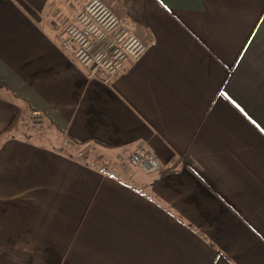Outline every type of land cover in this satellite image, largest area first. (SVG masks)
<instances>
[{"label":"crops","instance_id":"obj_1","mask_svg":"<svg viewBox=\"0 0 264 264\" xmlns=\"http://www.w3.org/2000/svg\"><path fill=\"white\" fill-rule=\"evenodd\" d=\"M90 1L0 0V136L51 134L0 137V264H264V0H102L147 46L110 84L58 39Z\"/></svg>","mask_w":264,"mask_h":264},{"label":"built area","instance_id":"obj_2","mask_svg":"<svg viewBox=\"0 0 264 264\" xmlns=\"http://www.w3.org/2000/svg\"><path fill=\"white\" fill-rule=\"evenodd\" d=\"M58 39L61 49L71 54L77 65L88 70L89 78L106 84H110L127 63L139 60L147 51L145 42L124 26L117 13L102 0L86 4ZM129 162L148 174L161 169L159 160L145 143L130 155Z\"/></svg>","mask_w":264,"mask_h":264},{"label":"rangeland","instance_id":"obj_3","mask_svg":"<svg viewBox=\"0 0 264 264\" xmlns=\"http://www.w3.org/2000/svg\"><path fill=\"white\" fill-rule=\"evenodd\" d=\"M78 0H72V4L75 5ZM23 133L47 136L51 135L47 128V124L44 122L41 115L32 114L31 111H27L25 114V118L22 121ZM49 137V136H48ZM60 142L63 148H69L67 144L63 141L64 139L60 137ZM70 150V149H69Z\"/></svg>","mask_w":264,"mask_h":264},{"label":"trees","instance_id":"obj_4","mask_svg":"<svg viewBox=\"0 0 264 264\" xmlns=\"http://www.w3.org/2000/svg\"><path fill=\"white\" fill-rule=\"evenodd\" d=\"M29 109H31V108H29ZM30 111H31V110H30ZM32 111H33V110H32ZM33 112H34V111H33ZM24 118H25V112L22 111V110H20V111L17 113V116H16V118L14 119L12 125H11L7 130H5V131L1 134V136H2V135H5V134H7V133H9V132H12V131H16V130H18L19 127H20V125H21V122L24 120ZM1 136H0V137H1Z\"/></svg>","mask_w":264,"mask_h":264}]
</instances>
